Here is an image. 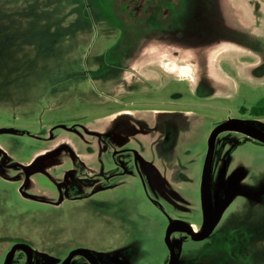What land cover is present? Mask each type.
Wrapping results in <instances>:
<instances>
[{"label": "rangeland", "instance_id": "374dc122", "mask_svg": "<svg viewBox=\"0 0 264 264\" xmlns=\"http://www.w3.org/2000/svg\"><path fill=\"white\" fill-rule=\"evenodd\" d=\"M99 3L0 0V147L5 164L29 167L5 166L0 153V264L15 242L33 247L31 264H59L73 247L94 251L100 264H114L107 255L127 264H167L164 213L184 214L186 195L196 200L193 181L210 129L241 116L240 106L264 105V0H179L176 27L153 23L135 31L116 60L112 48L128 35ZM139 5H130L137 18ZM121 117L177 120L183 136L161 148L169 152L159 166L180 196L178 207L157 195L151 200L134 166L108 169L110 147L95 129ZM212 166L215 174L220 166L237 168L247 186L264 188V143L223 131ZM72 186L81 190L72 193ZM227 215L231 222L223 226L233 230L223 236L171 233L178 264H264V189L237 198ZM23 262L15 251L11 264ZM69 264L89 263L74 255Z\"/></svg>", "mask_w": 264, "mask_h": 264}, {"label": "flooded vegetation", "instance_id": "af4514ba", "mask_svg": "<svg viewBox=\"0 0 264 264\" xmlns=\"http://www.w3.org/2000/svg\"><path fill=\"white\" fill-rule=\"evenodd\" d=\"M104 2L110 4H104ZM134 2L140 3V5L138 6V10L141 11L139 12L142 15L141 18L136 17V11L134 12V10L133 11L130 10V5ZM178 3L179 0H107V1L101 0V3L99 4L102 6V8L106 10V12L111 17L116 19V22L120 27L121 34L125 35L126 33L128 35V37H120L118 39L117 43L114 45L111 51L112 59L116 60L117 58L124 56L123 51L127 50V48L135 40L131 36L134 34L135 31L140 29L151 28V26H153V23L160 29H167V28L171 29L172 27H176L175 25L177 24V20H178L177 15L179 14L178 9L180 8L178 6ZM107 5H109V7H107ZM191 16H192V11H191V6L189 5L186 8L185 16H183L184 18L183 21L187 25V27L192 25ZM123 18H125V20H123ZM114 49L117 51H121V53H114L113 52ZM252 107L255 106H251L249 108L240 106L238 110L241 116H231L223 120H219L210 129L206 138V149L199 172V180L193 181V184L196 186V190H197L196 200H191L186 195V199H185L186 206L184 209L185 210L184 214L183 213L178 214L177 212L175 213L173 210H171L170 215L164 213L166 217V225L164 231L166 229L169 220H171V221L185 222L189 227L191 233L199 234L203 229L205 217H208L209 219L212 220V224L210 226L208 235L205 238L211 236L213 233L217 234L218 232L223 236L225 235V233L227 232L230 233L231 232L230 230H233L232 228L231 229L229 228L230 229L229 230L228 227L225 228L223 226L227 221L231 222L232 219V216L229 215L224 216V214L235 203L236 199L240 197L244 199H252L256 196L259 190L264 189V188H260V189L256 188L254 185L251 184L247 186L244 180L245 177L243 171H240L237 168H233L228 171L226 166H220L218 167L217 173L216 174L214 173L212 166V155L215 146L216 136L219 133L223 132L221 131L215 135L213 141L211 163L209 170V188H208L210 204H208V206L205 209L202 204L201 175H202L204 158L208 149V137L210 135V132L217 124L227 119H241L251 124L260 122L259 118L264 117V115L258 116L255 114H251L250 110L252 109ZM123 113L124 115L129 114V112L127 111H124ZM158 113H166V112L159 111ZM151 121L152 122L148 123L142 118H133V119L123 118V117L115 118V119L113 118L108 123H106L105 129H101V128L95 129V133H96L95 135H97L98 137L99 135H102L105 138V141L109 144L110 149L106 150V156H107L108 169H110L112 173L115 168H121L123 171H127L126 170L127 167L130 168L131 166L132 168V166H134L138 174L140 176H144L145 179L147 180V185L152 190L155 196V197L149 196L151 200L156 202V195H157L160 198L164 199L170 205L174 207H178L177 199L180 196L177 194V192L174 189L168 188L167 185L165 184L166 183L165 177L160 175L161 172H160L159 163L162 155L169 152L161 148L168 147V145H171L172 138L176 137L177 139V136L178 138H181V136H183L182 135L183 133H180L178 135L177 133L178 124H177V120L175 119L157 118ZM191 129L188 132H186L187 138L191 137ZM140 131H144L145 133L148 134H143L142 136H139L138 133H140ZM224 131L239 133L244 137H249L252 140L260 141L240 131H235V130H224ZM129 135H132V137L135 138L133 140H129V137H127ZM145 137H149V138L146 139ZM94 142L95 145H100L102 143V140L94 139ZM0 153L2 154L1 163L4 164L5 166H16L25 171L29 169V167L26 166V164H20L16 162H6L5 164V159L7 155L5 153V150L1 147H0ZM96 153L97 151L91 152V154H96ZM52 158L56 159L57 157L55 155H52L50 159ZM59 162L60 160L57 161V163ZM130 163L132 165H130ZM226 174H229L228 179L226 177ZM69 190L72 193H75V192H79L81 190V187L72 186L69 188ZM84 197L87 198L86 195ZM71 198L73 197H70L69 199ZM236 207L238 208V205ZM219 221L221 223L220 229L214 230L215 225ZM173 232L183 234L194 240L190 234L182 230L177 229L172 231L171 233ZM30 247L32 250V262H33L34 251L31 245ZM73 248L68 249L67 253ZM173 248L175 252L174 244H173ZM15 251L22 252L25 261L26 256L24 251L22 249H15ZM176 261H177V256H176Z\"/></svg>", "mask_w": 264, "mask_h": 264}, {"label": "water", "instance_id": "95a60500", "mask_svg": "<svg viewBox=\"0 0 264 264\" xmlns=\"http://www.w3.org/2000/svg\"><path fill=\"white\" fill-rule=\"evenodd\" d=\"M264 124L256 122L251 124L241 119H227L217 124L208 137V149L204 158L202 175H201V198L204 209L210 204V198L208 193L209 188V170L211 163V155L213 148L214 137L218 132L224 130H235L243 132L253 138H256L264 142ZM212 220L205 217L203 229L199 234L191 233L189 227L185 222L182 221H171L169 220L166 229L164 231V243L168 249L169 256L167 264H177L176 256L173 248V244L170 241V234L174 230H182L191 235L194 240H200L208 235ZM15 249H22L25 253V261L23 264H31L32 262V250L30 245L25 242H16L6 252L2 264H11L12 257ZM74 255H80L84 257L89 264H100L98 261V254L94 251L85 247H75L71 249L67 255L60 261L59 264H69ZM104 259L113 262L114 264H127L126 261L119 259L117 256H104Z\"/></svg>", "mask_w": 264, "mask_h": 264}, {"label": "trees", "instance_id": "16d2710c", "mask_svg": "<svg viewBox=\"0 0 264 264\" xmlns=\"http://www.w3.org/2000/svg\"><path fill=\"white\" fill-rule=\"evenodd\" d=\"M250 113L258 116L264 115V105L252 107Z\"/></svg>", "mask_w": 264, "mask_h": 264}]
</instances>
